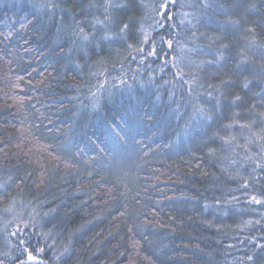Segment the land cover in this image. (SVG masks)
<instances>
[{
    "label": "trees",
    "instance_id": "16d2710c",
    "mask_svg": "<svg viewBox=\"0 0 264 264\" xmlns=\"http://www.w3.org/2000/svg\"><path fill=\"white\" fill-rule=\"evenodd\" d=\"M0 264H264V0H0Z\"/></svg>",
    "mask_w": 264,
    "mask_h": 264
},
{
    "label": "snow or ice",
    "instance_id": "6c2138e0",
    "mask_svg": "<svg viewBox=\"0 0 264 264\" xmlns=\"http://www.w3.org/2000/svg\"><path fill=\"white\" fill-rule=\"evenodd\" d=\"M169 47H171V45H169ZM29 259H34V257H31V256H30Z\"/></svg>",
    "mask_w": 264,
    "mask_h": 264
}]
</instances>
